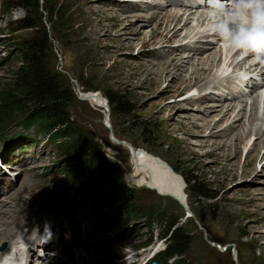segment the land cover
Returning a JSON list of instances; mask_svg holds the SVG:
<instances>
[{
	"label": "rangeland",
	"instance_id": "obj_1",
	"mask_svg": "<svg viewBox=\"0 0 264 264\" xmlns=\"http://www.w3.org/2000/svg\"><path fill=\"white\" fill-rule=\"evenodd\" d=\"M29 1L32 7H12L6 12L3 9L16 0H0V91L12 83L21 64L19 44L37 38L48 71L73 93L68 107L71 120L116 166L127 185L136 189L139 203L146 206L151 217L126 220L121 214L124 197L121 193L113 194L110 188L95 191L84 184L77 191L76 183L65 187L66 162L47 136L27 130L18 119L3 121L0 122V223H6L0 225V233L8 225L21 223L24 217L31 221L24 223L23 232L33 225L29 239H22V232L13 239L19 242L13 248L18 257L24 258L30 241L37 243L42 237V242L51 238L55 244L33 248L37 257L30 260L37 261L36 264H145L164 249L160 237L165 229L163 221L169 220L175 221L191 238L185 264H264V133L251 140L244 136L239 155L223 161L225 148L211 153L208 144L226 142L238 132V127L224 139L209 138V132L195 127L191 120L201 124L198 119L202 117V109L198 110V106L215 103L223 108L232 101L230 94L225 93L220 102L204 100L194 106L187 99L198 97L196 86L190 92L191 88L177 90L178 80L171 81L173 77L163 75L155 81V77L146 76L142 65L139 67L186 57L187 50L177 48L188 44L189 39H185L188 32L195 29V34L205 29L197 23V15L208 12L211 18L213 9L200 3L197 15L189 16L187 28L180 29L182 25L168 27L165 19L189 10L188 0L181 4L173 0ZM25 18L36 28L14 31ZM175 29L178 36L172 38ZM210 42L212 49L197 57L192 68L198 66V61L208 64L207 56L216 53L223 69L222 63L232 61L230 58L241 48L235 47L230 53L234 47L228 42L209 37L198 45L206 48ZM246 53L243 50V55ZM254 61L255 56L249 60ZM262 66L258 67L259 75L254 76L253 82L261 81ZM231 69L227 74H231ZM215 71L225 70L215 67ZM191 74L185 70L184 76ZM229 85L225 84L227 88ZM250 86H243L249 97L242 96L240 100L247 101L248 111L251 99L260 95L262 117L264 90L250 94ZM234 88L230 86L231 90ZM77 90L97 94L106 100L107 107L99 108L80 100ZM108 96L122 98L130 114L115 113ZM234 101L238 103L239 99ZM207 119L212 120L215 129L227 125L217 112ZM254 142L259 146L248 154ZM134 152L137 159L145 154L165 164L181 180L186 208L158 192L151 182L152 175L148 178L143 172H136L132 162ZM253 158V165H245ZM138 164L139 169L145 166ZM135 185L141 186L137 189ZM196 185L207 197L196 194ZM150 235L152 245L142 248ZM4 244L7 246L6 241L0 240V249Z\"/></svg>",
	"mask_w": 264,
	"mask_h": 264
},
{
	"label": "trees",
	"instance_id": "obj_2",
	"mask_svg": "<svg viewBox=\"0 0 264 264\" xmlns=\"http://www.w3.org/2000/svg\"><path fill=\"white\" fill-rule=\"evenodd\" d=\"M29 0L11 2L3 11L12 7H32ZM27 18L19 21L14 31L35 29ZM21 64L14 72L8 88L0 91V122L18 119L27 130L47 136V141L66 162L65 187L76 183L77 191L84 185L95 191L103 188L121 193L124 197L122 215L126 220L149 219L151 213L139 203L137 191L131 188L118 173L116 166L101 153L94 142L71 120L68 107L74 98L69 88H64L48 71L37 38L20 43ZM109 105L122 116L131 110L120 97L108 96ZM194 181V179H193ZM196 194L207 197L200 185L194 187ZM112 194V195H113ZM124 212V213H123ZM120 214V215H121ZM164 220V219H163ZM161 239L163 250L154 254L145 264H185L184 258L191 246V238L175 221L165 220ZM153 243L152 235L142 244L147 248Z\"/></svg>",
	"mask_w": 264,
	"mask_h": 264
},
{
	"label": "bare ground",
	"instance_id": "obj_3",
	"mask_svg": "<svg viewBox=\"0 0 264 264\" xmlns=\"http://www.w3.org/2000/svg\"><path fill=\"white\" fill-rule=\"evenodd\" d=\"M173 1H176L177 4H181L182 2L185 3L187 0H183L181 2H180V0H173ZM186 3H188V5L190 6L189 10H183V12H181L182 14H180V13L175 14L174 13L175 15L166 16L165 25H167L168 27H170L172 24H174L176 26L182 25V27L180 29H182V28L186 29L188 24H189V19H191V17H189V16H194V15L196 16L197 15L198 8H200V6H199L200 3H202V6H205V5L207 6L208 5L207 3H210V4H212L211 6L213 9H215V7H216V1L215 0H188V2H186ZM194 8H195V10H194ZM179 11H181V10H179ZM176 13H178V12H176ZM207 13H201L200 15H197V19H196L197 23H199V25H201V26H204V28L206 30L205 29L203 31L201 30V32H196L195 34H193V32H195V29H194V31L192 30L190 33L188 32V34L185 36L186 40L189 39L188 44H186L183 47L177 48V49H182L183 51H184V49H186L187 50L186 57H183V56L180 58H173L172 57V58L167 59L163 62H160V63L157 62L156 64L155 63H149V64L145 63V65L139 64V67L142 65L141 68L144 67L143 70L146 73V76L147 77H149V76L155 77V81H156V77L159 80L163 75H165V76L168 75V76L173 77V79L171 81H173L174 79L178 80L180 86L179 85L176 86L177 90L181 89L182 87H183L182 90H185L187 88H191V89H189V92H190V91H193V89H194L193 87L196 86V88H197L196 90H198V92H199L198 97L187 99L190 101V103H192V104L194 103V106H198L204 100L205 101L206 100L212 101V102L213 101L220 102L221 99L225 98L224 97L225 93L228 94V96L230 94L232 101L227 102L223 108H220L222 106H218L215 103L212 105L207 104L203 107L201 106L202 108L198 106V110H199V108L202 109L200 112V115H202V117L200 119H198L201 121V124H199V125L196 124V122H194V121H197V120H195V119L191 120L192 125H194L195 127L197 126V127H199V129H201L203 131L204 130L208 131L209 133L207 136L209 138L224 139L225 137H228V135L230 133L233 134V131L235 130V128L238 127V132L235 133L231 137V139H227V141L228 140L233 141L234 143H226L227 141L225 142L223 140V143L212 142V144H208V146L212 148L211 153H214L213 151H216L219 148L220 149L225 148L224 151L227 153L224 154L223 161H228L232 158L237 157V155H239L241 148H242L241 144L243 143V137L244 136L245 137L248 136L249 139L251 140L252 137H259L261 134L264 133V108L262 109V111H263L262 117H260L261 114H259L261 112L260 111L261 106H259V105H261L260 104L261 100L260 101L258 100L259 98H261L260 95H255L251 99L252 102L251 101L249 102V103H251V105H249L250 107H249L248 111L246 108V106L248 105L247 101L246 100L245 101L240 100V98L242 96H244L245 99L249 97V95H247L245 93V91H247V90L242 89L243 86L247 88L251 85L250 87L252 88V90L248 89V93H250V94L256 93V91H259V89H261V91L264 90V81H263L264 80V65L259 69V73L261 72V74H260L261 81L253 82L254 76L259 75L256 72L258 71V67H260V65L263 64L264 59H262V61H257V62L254 61L253 63L249 62V60L254 58L255 55L250 53V52H247L246 54L243 55L244 49L238 48V50L236 51L234 56H232V58H230V59H232V61H230V62L227 61L226 64L222 63V66L225 65L223 67V69H220L221 67H219L221 65V63H220L221 58H218V60H217L216 59V57H217L216 53L207 56V61H205V63H208V64H204L203 62L198 61V62H200V63H197L198 66H196L195 68H192L195 61L197 60V57H199V56L202 57L203 55H201V54L204 51H209L210 49H212V46H211L212 42L208 43L206 48L199 46L198 45L199 42H201V40L205 39L206 37H209L212 39L213 38L214 39L215 38L220 39L216 35V33L210 31V26L213 25L214 23H217L218 20H217V18L211 17L212 19L214 18V20L211 21V18H208L209 16L207 15ZM185 16H187V17L184 18ZM193 18H195V17H193ZM206 21H208V22L211 21V22L206 23ZM198 34H200V35H199V37L196 36L197 37L196 38L195 35H198ZM177 36H178V30L175 29V32L171 35V37L175 38ZM127 45H129V44H127ZM242 45L247 46V42H243ZM233 51H235V47L230 49L229 52L232 53ZM229 52H228V54H229ZM235 56H236V59H234ZM186 65H188V68L186 67ZM245 66H246V68H245ZM153 67L156 68V71L152 70ZM215 67L216 68L218 67L219 70H225V71H222V73L215 71V73H213V70ZM229 67L232 68L231 74L230 73L227 74ZM168 68L171 70H168ZM185 70L186 71L190 70V74L192 73L191 74L192 76L190 75V77L189 76L185 77L184 76ZM171 72H173V75ZM217 72H218V75H216ZM226 74H227V76H226ZM192 84H193V86H192ZM225 84H230V85L227 88V86H225ZM230 86H232V87L235 86V88L231 90ZM78 92H79L81 98H83L82 96L85 94V97L87 98L85 101L90 102L99 108L107 107V105H105L106 100H104L103 98H101L97 94L91 93V92L86 93V92H82V91H78ZM217 92H220V95ZM208 93H212V94L206 96V94H208ZM214 93H217L218 97H215ZM259 93H260V91H259ZM236 94H241V96L238 97V95H236ZM261 94H263V93L261 92ZM226 98H227V96H226ZM235 98H237V100L239 99L238 103H236L237 101H234ZM223 101L226 102V100H223ZM243 103H244V105H243ZM214 112H217V114L219 116L221 115V120L225 119V124H227V125H225L223 128L215 129L214 128L215 124L212 125V120L207 119V117H209V114L214 113ZM213 144H215L216 146L212 147L211 145H213ZM123 146L128 147L127 145H123ZM258 146H259V144L254 142L251 145V147L247 153L249 154V153L255 152L257 150ZM131 154H132V151H131ZM133 154H134V156H133L132 162H133V165L137 168L136 172L138 174L143 172V174L147 175L148 178H150V175H152V177L154 178V181H151V180L150 181L154 183V187L156 188V190L158 192L162 193V195L164 194L165 196H170L173 199L181 197L183 202L185 203V200H184L185 197H184V195H182L184 191L182 189L181 180H179V178L177 176H175V174L165 164L159 163L158 160L154 161L150 156L145 157V154L144 155L142 154L139 157V159H137V157L135 156V152ZM255 157L258 158V156H255ZM226 159H228V160H226ZM254 159L255 158H253V160L250 159V160L246 161L245 165L246 164L247 165H251V164L253 165ZM138 162H140L142 164L144 163L145 164L144 168L139 169ZM149 185L152 186L151 183ZM155 188H153V190H155ZM25 218L26 217L23 218L21 223L17 224L14 227H10V225L6 226V228H4V230H3V232L0 233V240L7 242V246H6V244H4L3 245L4 249L1 250L0 253H4L7 251L12 252L13 248L19 243V242H13V239L15 238V236H17L21 232L24 233V236L22 237V239L23 238H25V240L29 239L30 231H31V228H33V225L28 229L27 232H23L22 228H23V226H25L24 223H26V225H27V223H29L31 221L28 218L27 219H25ZM5 223L6 222H2V223H0V225L3 227V226H5ZM41 239H42V237H39L37 239V243L35 240L30 241L29 246L26 247L25 253H27V255H25V257L29 258V260H27V264H29L28 261H31L30 264H36L37 263V261L34 262V260H30V258H32L33 256L37 257V256H35V252L33 249L35 246L42 244V247L47 246V245H50V247H51L52 245L55 244L54 243L55 241L51 240L52 242L51 241L50 242H44V241L42 242ZM53 240L57 241V238H55ZM12 254L17 256V257L19 256L18 252L15 250L13 251Z\"/></svg>",
	"mask_w": 264,
	"mask_h": 264
},
{
	"label": "clouds",
	"instance_id": "obj_4",
	"mask_svg": "<svg viewBox=\"0 0 264 264\" xmlns=\"http://www.w3.org/2000/svg\"><path fill=\"white\" fill-rule=\"evenodd\" d=\"M218 22L210 31L233 47L241 46L257 59L264 57V0H217L212 13ZM0 264H27V259L12 254L0 253Z\"/></svg>",
	"mask_w": 264,
	"mask_h": 264
},
{
	"label": "water",
	"instance_id": "obj_5",
	"mask_svg": "<svg viewBox=\"0 0 264 264\" xmlns=\"http://www.w3.org/2000/svg\"><path fill=\"white\" fill-rule=\"evenodd\" d=\"M79 90H77V96H78V98L80 99V100H83V101H85L87 98L85 97V94L82 96L83 98H81V96H80V94H79V92H78ZM105 103H106V101H105ZM105 105H107V103L105 104ZM112 137V136H111ZM112 140V139H111ZM113 141V140H112ZM121 145H125L123 142H119ZM140 186L141 185H135V188H140ZM146 188H149L150 190H153V188L152 187H150V186H145ZM177 202H179V204L182 206V207H184V208H186V205H185V203L183 202V200H182V198L181 197H178V198H176L175 199ZM4 249V246H2L1 247V249H0V251L1 250H3Z\"/></svg>",
	"mask_w": 264,
	"mask_h": 264
},
{
	"label": "snow or ice",
	"instance_id": "obj_6",
	"mask_svg": "<svg viewBox=\"0 0 264 264\" xmlns=\"http://www.w3.org/2000/svg\"><path fill=\"white\" fill-rule=\"evenodd\" d=\"M241 46H243V45H238V47H241Z\"/></svg>",
	"mask_w": 264,
	"mask_h": 264
},
{
	"label": "built area",
	"instance_id": "obj_7",
	"mask_svg": "<svg viewBox=\"0 0 264 264\" xmlns=\"http://www.w3.org/2000/svg\"><path fill=\"white\" fill-rule=\"evenodd\" d=\"M107 103V102H106Z\"/></svg>",
	"mask_w": 264,
	"mask_h": 264
}]
</instances>
